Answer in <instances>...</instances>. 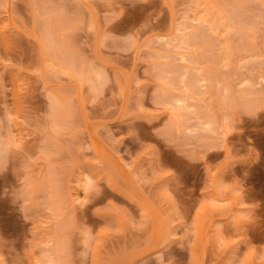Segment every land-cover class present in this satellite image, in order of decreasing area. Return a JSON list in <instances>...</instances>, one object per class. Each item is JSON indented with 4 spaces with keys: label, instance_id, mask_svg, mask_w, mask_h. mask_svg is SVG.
<instances>
[{
    "label": "rangeland",
    "instance_id": "obj_1",
    "mask_svg": "<svg viewBox=\"0 0 264 264\" xmlns=\"http://www.w3.org/2000/svg\"><path fill=\"white\" fill-rule=\"evenodd\" d=\"M0 264H264V0H0Z\"/></svg>",
    "mask_w": 264,
    "mask_h": 264
}]
</instances>
